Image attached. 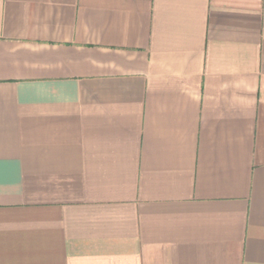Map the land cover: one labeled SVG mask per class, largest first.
I'll return each instance as SVG.
<instances>
[{"label": "crops", "instance_id": "1", "mask_svg": "<svg viewBox=\"0 0 264 264\" xmlns=\"http://www.w3.org/2000/svg\"><path fill=\"white\" fill-rule=\"evenodd\" d=\"M0 264H264V0H0Z\"/></svg>", "mask_w": 264, "mask_h": 264}]
</instances>
